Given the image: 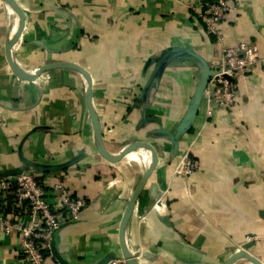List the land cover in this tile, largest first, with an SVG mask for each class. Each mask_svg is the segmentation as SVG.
<instances>
[{
  "label": "crops",
  "instance_id": "obj_1",
  "mask_svg": "<svg viewBox=\"0 0 264 264\" xmlns=\"http://www.w3.org/2000/svg\"><path fill=\"white\" fill-rule=\"evenodd\" d=\"M24 12L13 46L24 69L51 61L81 65L92 80V102L110 152L148 141L158 152L149 183L167 189L151 208L149 188L140 195L127 230L142 264H224L239 246L264 260V68L239 77L229 108L205 118L202 100L192 128L179 139L200 162L189 179L171 178L178 154L151 133L171 129L184 113L198 81L197 65L171 59L144 88L159 55L187 47L214 62L216 46L187 8L196 0H16ZM237 4L219 25L225 44L255 43L264 55V0ZM16 16L0 0V173L18 167L19 155L43 164L61 163L82 151L87 157L55 172L30 170L51 186L64 178L87 201L79 215L54 232L55 249L67 264H96L119 253L118 226L131 191L148 167L145 150L110 163L94 149L84 105L83 79L53 70L17 77L5 55ZM46 264H59L49 252ZM0 264H22L15 233L0 232ZM234 264H251L239 259Z\"/></svg>",
  "mask_w": 264,
  "mask_h": 264
},
{
  "label": "built area",
  "instance_id": "obj_2",
  "mask_svg": "<svg viewBox=\"0 0 264 264\" xmlns=\"http://www.w3.org/2000/svg\"><path fill=\"white\" fill-rule=\"evenodd\" d=\"M187 8L216 46V56L210 67L213 75L207 82L203 98L205 118L208 119L216 110L234 104L239 77L251 72L256 65L264 68V55L255 43L225 44L219 25L228 12L237 8L233 0H196L187 4ZM199 167L200 162L192 156L190 144L184 145L179 148L171 178L189 179ZM166 191L162 189L161 201ZM86 207L87 201L75 195L64 178L57 179L48 188L32 171L0 178V232L16 234L22 264H46L44 251H50L54 232L63 222L75 219ZM156 207L159 206H151ZM261 240L264 237H247V241ZM235 249L245 250L242 246ZM106 264L125 262L116 256Z\"/></svg>",
  "mask_w": 264,
  "mask_h": 264
},
{
  "label": "water",
  "instance_id": "obj_3",
  "mask_svg": "<svg viewBox=\"0 0 264 264\" xmlns=\"http://www.w3.org/2000/svg\"><path fill=\"white\" fill-rule=\"evenodd\" d=\"M6 3L14 12L16 16V22L11 33L7 36L5 40V55L8 65L11 71L19 78L22 79H33L39 76L41 73L49 72L53 70H70L78 73L83 79V93H84V105L87 110L91 127H92V137L93 144L96 153L104 160L115 163L118 162L121 157L128 151L134 149H142L149 153L150 162L148 167L143 171L142 175L134 185L129 199L123 210L119 226H118V245L119 253H109L104 256L96 264H106L108 261L116 256H120L125 264H142L143 260H147L146 256L143 254L139 255L136 251H132L128 245V235L127 230L130 223V219L136 207L137 201L144 191L145 187L149 188V198L150 206L156 204L157 206L162 205L160 200L162 196V187L157 183H149V178L157 166L158 163V152L154 146L148 141L134 140L125 143L116 152H110L105 145L103 139L102 124L96 109L94 108L92 102V80L89 73L81 65L65 60L51 61L43 63L41 65L35 66L32 69L22 68L15 60L13 54V46L18 41L23 25H24V12L16 0H1ZM177 56H185L191 59L199 69L198 81L194 87L192 95L189 99L188 105L182 114L181 118L171 129H165L163 127H158L151 133L155 137H162L170 142L172 145V155H176L179 152V139L182 135L186 134L193 126L194 120L197 116L198 109L201 101L205 96V88L209 78L213 75L210 69L208 61L202 57L196 51L187 47H171L166 51H163L159 57L155 60V65L151 71L148 81L145 84V89L148 88L151 81L161 72V70L166 66V64ZM87 154L80 151L76 153L73 157L61 163H51L43 164L39 162L32 161L30 159L24 158L19 155L20 165L13 169L5 170L0 173V178L8 177L12 175H18L26 171L36 170L40 172H55L64 170L73 164L85 159ZM50 253L55 258L59 264H67L57 253L55 249L54 235L50 241ZM244 259L251 264H264V260L259 259L252 253L244 249H234L230 256L225 260L224 264H234L237 260Z\"/></svg>",
  "mask_w": 264,
  "mask_h": 264
},
{
  "label": "trees",
  "instance_id": "obj_4",
  "mask_svg": "<svg viewBox=\"0 0 264 264\" xmlns=\"http://www.w3.org/2000/svg\"><path fill=\"white\" fill-rule=\"evenodd\" d=\"M203 1H211V0H203ZM212 41H213V38H212ZM39 181H41L39 178H37ZM49 252L50 251H44V256H45V258L47 257V256H49L50 254H49Z\"/></svg>",
  "mask_w": 264,
  "mask_h": 264
},
{
  "label": "bare ground",
  "instance_id": "obj_5",
  "mask_svg": "<svg viewBox=\"0 0 264 264\" xmlns=\"http://www.w3.org/2000/svg\"><path fill=\"white\" fill-rule=\"evenodd\" d=\"M146 152H147V151H146ZM147 153H148V152H147ZM148 156H149V153H148ZM149 162H150V156H149V161H148V165H149ZM148 165H147V166H148Z\"/></svg>",
  "mask_w": 264,
  "mask_h": 264
}]
</instances>
